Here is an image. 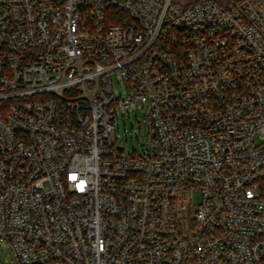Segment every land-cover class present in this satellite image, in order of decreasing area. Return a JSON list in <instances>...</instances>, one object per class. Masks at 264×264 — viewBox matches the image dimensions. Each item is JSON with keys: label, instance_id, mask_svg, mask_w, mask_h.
<instances>
[{"label": "built area", "instance_id": "2783aa9c", "mask_svg": "<svg viewBox=\"0 0 264 264\" xmlns=\"http://www.w3.org/2000/svg\"><path fill=\"white\" fill-rule=\"evenodd\" d=\"M133 106L143 155L113 142ZM2 244L18 264H264V0H0Z\"/></svg>", "mask_w": 264, "mask_h": 264}, {"label": "rangeland", "instance_id": "374dc122", "mask_svg": "<svg viewBox=\"0 0 264 264\" xmlns=\"http://www.w3.org/2000/svg\"><path fill=\"white\" fill-rule=\"evenodd\" d=\"M198 0H177L175 4L179 7L193 5ZM220 1V0H217ZM115 96L122 97L125 95L123 84L114 81ZM146 108L133 106L125 114L118 112L119 128L113 135V142L116 146L123 147L125 154L143 155L145 146L149 144L148 127L146 122ZM200 193L195 192L192 202L191 213H195L200 203ZM0 264H18L14 253L7 244L0 245Z\"/></svg>", "mask_w": 264, "mask_h": 264}, {"label": "trees", "instance_id": "16d2710c", "mask_svg": "<svg viewBox=\"0 0 264 264\" xmlns=\"http://www.w3.org/2000/svg\"><path fill=\"white\" fill-rule=\"evenodd\" d=\"M175 1H177V0H173L174 4H175ZM198 1H199V0H198Z\"/></svg>", "mask_w": 264, "mask_h": 264}]
</instances>
